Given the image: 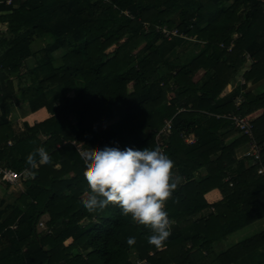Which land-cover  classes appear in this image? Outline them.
Wrapping results in <instances>:
<instances>
[{
	"label": "trees",
	"instance_id": "obj_1",
	"mask_svg": "<svg viewBox=\"0 0 264 264\" xmlns=\"http://www.w3.org/2000/svg\"><path fill=\"white\" fill-rule=\"evenodd\" d=\"M240 74L247 83L225 94ZM263 82L264 0H0V164L26 173L4 182L18 196L0 201V264H264V230L223 246L264 219V122L259 164L220 156L246 143L226 145L227 117L264 112V91L249 87ZM22 105L50 117L18 136L10 117ZM105 146L158 148L174 162L161 247L117 205L83 207V156ZM213 190L222 200L210 204Z\"/></svg>",
	"mask_w": 264,
	"mask_h": 264
},
{
	"label": "clouds",
	"instance_id": "obj_2",
	"mask_svg": "<svg viewBox=\"0 0 264 264\" xmlns=\"http://www.w3.org/2000/svg\"><path fill=\"white\" fill-rule=\"evenodd\" d=\"M37 152L43 160L48 159L42 148ZM83 160L86 164L84 180L88 186L83 207L95 212L110 204L117 205L123 215L149 227L151 234L147 242L161 247L170 235L164 202L177 187L176 181L171 179L174 162L158 148L109 146L89 150ZM33 162V154H30L28 163ZM127 243L134 244L135 237L130 236Z\"/></svg>",
	"mask_w": 264,
	"mask_h": 264
},
{
	"label": "rangeland",
	"instance_id": "obj_3",
	"mask_svg": "<svg viewBox=\"0 0 264 264\" xmlns=\"http://www.w3.org/2000/svg\"><path fill=\"white\" fill-rule=\"evenodd\" d=\"M1 30L5 31L4 28H1ZM125 41L126 40H122L119 44H122ZM41 47H43V44L39 43L37 48L35 47L34 50L36 51L37 49H39ZM116 48H117V46H114L113 48L109 49L107 53H112ZM204 75H205V72L204 71H200L195 76V80L201 81V79L203 78ZM244 82L247 83L244 80V78H243V74H240V75L237 76L235 81L229 87L233 89V88H236L238 85H240V84H242ZM262 84H264V82ZM262 84H260L258 86H250L249 85V87H250V89H252V90H254L256 92H259V91L264 89V86ZM170 96H172V95H170ZM236 103H238V100L236 101ZM28 110H29V108L27 106H25V105L19 106L16 109V111L14 112L13 116L10 117V120H11V123H12V127L14 128V131H15L16 135H18V136H22L23 134L27 133L28 128H30L31 126L35 125L37 121H40V119L43 120L47 116L46 114H43L45 116L44 118H42V116L36 117L37 114L33 115V116H26V115H28ZM41 113H44V112H41ZM38 114H40V112ZM259 118L260 117H258L257 121H259ZM196 119H198V120H200V122L204 123V118L201 115L196 117ZM250 119H252V118L250 117ZM257 121L255 120V122H254L253 120H251V122H253V123H257ZM237 132H238L237 133L238 135H235L233 138H230L228 140L229 141L228 144L234 143L235 141H237L240 138L245 136L247 138V141H248L247 142V146H246L247 150L246 151L244 150V151H238L237 152V156H239V154H240V158H242V157L246 156L250 152V144H249L250 138L247 135H245L244 133L240 132V131H237ZM39 138L41 139V142H43V143L49 141V139L46 136L40 135ZM158 143L161 146L162 142L159 141ZM245 144L246 143L244 142V145ZM17 196H18L17 191L10 190L9 187H7L6 183L0 181V201L4 200V201H6V204L14 203ZM0 208H2L1 205H0ZM256 226L257 225H253L252 228H255ZM15 228L16 227H14V229ZM249 231L251 232V228L249 229ZM229 239H231V237L228 238L226 241H228ZM69 243H70L69 241L66 242V245H69Z\"/></svg>",
	"mask_w": 264,
	"mask_h": 264
},
{
	"label": "crops",
	"instance_id": "obj_4",
	"mask_svg": "<svg viewBox=\"0 0 264 264\" xmlns=\"http://www.w3.org/2000/svg\"><path fill=\"white\" fill-rule=\"evenodd\" d=\"M263 86H264V84H262ZM232 90V88H230V87H228V90H226L225 91V94H227V93H229L230 91ZM263 91H264V89H263ZM40 112V114L41 115H39V116H42V118H44L45 116L43 115V114H46L47 116H46V118H44L43 120H41L40 119V121H37L36 122V124L37 123H39V122H42V121H44V120H46V119H48L49 117H50V115L47 113V111L45 110V109H43V110H40V111H38V112H35V113H30V114H28V115H26V116H33V115H36V114H38ZM41 112H44V113H41ZM25 116V117H26ZM251 118H252V120L255 122V120L257 121V119H258V117H260L259 118V121H257V123H256V125H258V124H260V123H262V122H264V112H263V110H259V111H257V112H255V113H253V114H251V115H249ZM34 126V125H33ZM33 126H31V127H33ZM225 133L227 134V138H226V145H231V144H233V143H231V144H228V140L230 139V138H233L235 135H238L237 133V131L236 130H226L225 131ZM241 139V138H240ZM240 139L239 140H237V141H240ZM237 141H235V142H237ZM12 142V141H11ZM234 142V143H235ZM247 142L248 141H246V144L244 145V143H241L240 142V148H238L237 150H235V151H232V152H230V153H227V154H222V155H220V156H222V160H223V166L224 167H229V168H232L233 166H234V164L237 162V161H239V160H241V159H244V157H242V158H240V154H239V156H237V152L238 151H246L247 150ZM249 142H250V140H249ZM245 147V148H244ZM219 156V157H220ZM218 157V158H219ZM217 158V159H218ZM195 160H198V162L196 163V161ZM190 164H193L194 165V167H195V169L197 170V172H196V175L197 176H200V175H202V174H204V170H203V168H202V166H201V164L199 163V159H197V158H193V159H190V162H189ZM206 200L210 203V204H214V203H217V202H219V201H221L222 200V195H221V193L218 191V190H213V191H211V192H209L207 195H206ZM254 225H257L255 228H252V226L251 227H249V228H247V229H245L244 231H242V232H239V233H237L236 235H234V236H232L231 237V239H229L228 241H226V242H224L223 243V246L224 247H232L233 245H235V244H237V243H239L240 242V240L242 239V238H244L245 236H250V235H252L253 233V231L255 232H257V233H259V232H262L263 230H264V219L263 220H260V221H258L256 224H254ZM251 228V232L249 231V229ZM70 242L71 243V239H69V240H67V242ZM228 242V243H227ZM69 243V244H70Z\"/></svg>",
	"mask_w": 264,
	"mask_h": 264
},
{
	"label": "built area",
	"instance_id": "obj_5",
	"mask_svg": "<svg viewBox=\"0 0 264 264\" xmlns=\"http://www.w3.org/2000/svg\"><path fill=\"white\" fill-rule=\"evenodd\" d=\"M108 1V0H105ZM176 34V33H174ZM241 102L238 101V105ZM227 118L231 119L233 122V125L237 131H240L247 135L250 138V152L246 156L253 157L254 163L259 164V161L261 160V146L258 144V142L254 139L253 136V130L256 126V123L251 122L252 119H250V116L242 117L238 114H232L229 115ZM172 130V121H168L166 123V126L162 129L160 132L161 134H166ZM159 135L157 137V140L159 141ZM186 141L188 144H191L195 141L194 135H189L186 137ZM9 145H12V142H9ZM162 151V150H161ZM259 174L264 175V167H261L258 170ZM26 178V173L25 172H16L12 168L7 167V166H2L0 165V180L3 182H8L9 184H16L19 183L21 179ZM41 226H43L41 224Z\"/></svg>",
	"mask_w": 264,
	"mask_h": 264
}]
</instances>
